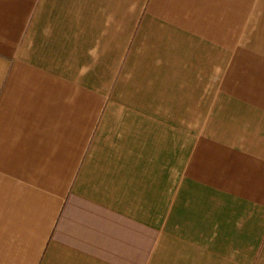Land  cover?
<instances>
[{
	"label": "crops",
	"instance_id": "1",
	"mask_svg": "<svg viewBox=\"0 0 264 264\" xmlns=\"http://www.w3.org/2000/svg\"><path fill=\"white\" fill-rule=\"evenodd\" d=\"M0 264H264V0H0Z\"/></svg>",
	"mask_w": 264,
	"mask_h": 264
}]
</instances>
